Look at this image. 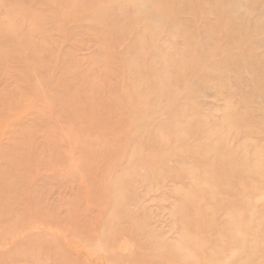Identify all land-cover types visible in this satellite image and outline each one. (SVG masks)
<instances>
[{"label": "rangeland", "instance_id": "1", "mask_svg": "<svg viewBox=\"0 0 264 264\" xmlns=\"http://www.w3.org/2000/svg\"><path fill=\"white\" fill-rule=\"evenodd\" d=\"M0 264H264V0H0Z\"/></svg>", "mask_w": 264, "mask_h": 264}, {"label": "bare ground", "instance_id": "2", "mask_svg": "<svg viewBox=\"0 0 264 264\" xmlns=\"http://www.w3.org/2000/svg\"><path fill=\"white\" fill-rule=\"evenodd\" d=\"M170 19V18H169ZM86 76V75H85ZM87 77V76H86ZM92 77V76H91ZM90 77V78H91ZM88 79V78H87ZM86 79V80H87ZM90 81L91 80H89V83H90ZM88 82V81H87ZM88 83V84H89ZM86 84V83H85ZM87 84V85H88ZM91 84V83H90ZM92 88V87H91ZM96 90H98V88L96 89ZM92 91V90H91ZM94 92H95V89L93 90ZM87 93V92H86ZM100 91H99V93H98V95H100ZM91 94V93H90ZM94 94V93H93ZM72 95H73V93H72ZM96 95V94H95ZM169 95V98H171L170 96H171V94L169 93L168 94ZM91 96H92V94H91ZM94 96V95H93ZM90 97V96H89ZM88 98V97H87ZM91 99V98H90ZM89 99V100H90ZM92 102H93V99H92ZM87 104H89V105H91L92 106V103H90L89 101L87 102ZM91 106H90V108H91ZM95 110V109H94ZM137 114H138V117H135L134 115H133V117H135V118H137V119H139V117H140V113L139 112H137ZM150 140V139H149ZM151 143H153L152 141L150 142V144ZM222 143H223V141H222ZM95 144H97V143H95ZM98 145V144H97ZM99 148V146H97V148H95L96 150ZM224 148V146L222 147V149ZM221 149V150H222ZM229 173H233V171H232V169L230 170V172ZM221 173H219L218 175H220ZM224 174H226V173H223V175ZM228 175H232V174H228ZM215 177L213 178V180L212 181H216V180H218L219 179V176H217V175H214ZM204 187H207V186H204ZM194 189L197 191V192H199V193H201L202 194V192L199 190V188L198 187H194ZM238 192V191H237ZM241 192V191H240ZM215 193H213V195H214ZM233 194H235V196H236V193H234L233 192ZM188 196H189V194H188ZM203 197V196H202ZM197 205H201V203H200V201L197 199ZM188 212V214L186 213V212H184V213H186L187 215H190V217L188 216V218H192V219H190L191 221H192V223L194 224H198L199 226H197L198 228H200L201 227V230H202V228H206L207 227V221L204 219V218H202V216H200V215H197L198 213L196 212V211H191L190 213H189V211H187ZM183 213V212H182Z\"/></svg>", "mask_w": 264, "mask_h": 264}]
</instances>
